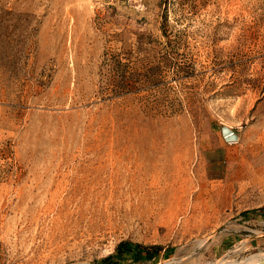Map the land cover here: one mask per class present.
<instances>
[{
	"label": "rangeland",
	"instance_id": "obj_1",
	"mask_svg": "<svg viewBox=\"0 0 264 264\" xmlns=\"http://www.w3.org/2000/svg\"><path fill=\"white\" fill-rule=\"evenodd\" d=\"M263 211L264 0H0V264L241 261Z\"/></svg>",
	"mask_w": 264,
	"mask_h": 264
},
{
	"label": "bare ground",
	"instance_id": "obj_2",
	"mask_svg": "<svg viewBox=\"0 0 264 264\" xmlns=\"http://www.w3.org/2000/svg\"><path fill=\"white\" fill-rule=\"evenodd\" d=\"M216 264H264V254H255L250 257H246L245 259L241 261H235V260H221L220 262Z\"/></svg>",
	"mask_w": 264,
	"mask_h": 264
},
{
	"label": "crops",
	"instance_id": "obj_3",
	"mask_svg": "<svg viewBox=\"0 0 264 264\" xmlns=\"http://www.w3.org/2000/svg\"><path fill=\"white\" fill-rule=\"evenodd\" d=\"M245 223H247V224H253V223L264 224V211H263V215L257 216L254 220L249 219Z\"/></svg>",
	"mask_w": 264,
	"mask_h": 264
},
{
	"label": "trees",
	"instance_id": "obj_4",
	"mask_svg": "<svg viewBox=\"0 0 264 264\" xmlns=\"http://www.w3.org/2000/svg\"><path fill=\"white\" fill-rule=\"evenodd\" d=\"M142 247L139 246L138 244H135V245H132L131 249H129V251H135V252H138V251H141Z\"/></svg>",
	"mask_w": 264,
	"mask_h": 264
}]
</instances>
